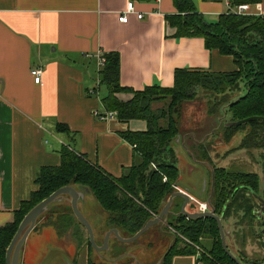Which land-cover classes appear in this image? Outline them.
Masks as SVG:
<instances>
[{"label": "crops", "instance_id": "1", "mask_svg": "<svg viewBox=\"0 0 264 264\" xmlns=\"http://www.w3.org/2000/svg\"><path fill=\"white\" fill-rule=\"evenodd\" d=\"M130 1L143 17L130 14L127 22H121L119 16ZM193 1L208 21H216L220 14L231 11V5L242 3L239 0ZM258 3L264 13V0ZM178 13L174 0H0V227L14 219L15 211L38 188L35 180L39 169L61 163L60 151L65 145L85 154L91 162L116 177L137 160L135 146L121 132L144 131L146 120L121 121L117 115L110 119L99 117L108 112L102 101L105 90L99 78L104 53H119L121 84L136 90L151 85L173 86L178 68L216 73L238 69L232 55L208 49L202 37H176V28L169 24L167 16ZM35 66L43 69L40 82L31 73ZM242 90L243 94L247 91L245 81L241 83ZM117 96L128 100L132 94L118 93ZM58 124L69 126L74 138L59 131ZM215 128L216 124L212 129ZM214 132L208 131L206 139L199 140V144H204ZM251 155V150L237 149L220 157L221 164L217 166L257 173L258 195L264 198V184L258 170L264 176V161L262 165L253 163L249 161ZM202 188L203 183L197 186L196 192ZM208 189L209 184L206 197ZM195 205L191 199L187 209L194 212ZM84 206L87 207V202ZM45 219L46 216L39 219L29 233L20 264L26 258L25 247L31 234ZM222 221L224 225L223 218ZM161 231L162 223L154 225L141 249L133 253L140 263H161L159 258L173 241L172 232L163 236ZM103 232L98 236L102 241ZM153 239L157 244L153 248L149 246V252L140 260L138 254L145 250L144 244ZM200 252L175 255L173 263L204 264L200 261ZM90 256L89 247L84 245L78 247L70 261L89 264ZM105 260L112 262L109 258Z\"/></svg>", "mask_w": 264, "mask_h": 264}, {"label": "trees", "instance_id": "2", "mask_svg": "<svg viewBox=\"0 0 264 264\" xmlns=\"http://www.w3.org/2000/svg\"><path fill=\"white\" fill-rule=\"evenodd\" d=\"M174 2L179 13L167 18L169 24L176 28L175 36L202 37L208 49H218L222 54L232 55L238 69L216 73L178 68L173 86L151 85L136 90L121 84L119 53H104L105 62L99 78L100 85L105 90L102 97L105 108L115 112L121 121L143 119L147 122V129L144 131L121 132V136L135 146L137 160L121 176L116 177L91 162L77 149L63 146L60 151L61 163L39 169L35 180L38 188L15 211L14 219L0 227V264H6L7 248L24 216L44 198L66 185L88 187L101 207L109 213L110 227L117 228L124 237L133 236L149 219L157 216L169 196L178 189L180 168L173 143L180 135L183 105L196 97L197 87L217 93L230 88V93H225L223 100L217 103L211 101L208 109V113L212 114L222 104L228 108L231 116L223 128L226 140L232 139L240 129L247 130L241 143L225 151L220 157L241 148L264 149V16L226 12L220 14L216 21H208L193 0ZM239 2L256 3L259 0ZM242 81H245L247 91L235 97L233 93L241 90ZM118 93L132 94V97L122 100L117 96ZM167 99L169 102L164 107L154 108L156 102ZM245 119L248 120L239 125L232 124ZM57 129L73 135L65 124H58ZM200 146L206 145L201 143ZM152 164H155L154 168ZM212 168L215 182L211 202L216 213L224 220L242 210L240 224L247 223L246 228L251 231L252 237L259 239L264 245V216L259 218L255 212V209L261 207L254 196V193L259 194V175L255 172L231 171L216 165H212ZM212 178L211 170L208 196ZM182 201L181 197L174 198L167 223L161 231L163 236L172 232L173 244L160 264H174L175 255L197 254L195 246L202 249L200 261L204 264H238L223 248L217 221L211 217H186L181 212ZM60 205L65 207L55 210L57 205L54 204L43 213L39 219L44 216L46 219L41 224L53 225L61 234L72 230L78 247H89V264H103L92 258L94 248L89 238L85 237L82 224L74 215L71 205L64 202ZM256 226L261 227L260 232L254 230ZM153 245H156L154 241L149 243V246L154 247ZM228 247L233 252L229 244ZM233 253L245 264H261L258 259L248 262L242 251Z\"/></svg>", "mask_w": 264, "mask_h": 264}, {"label": "rangeland", "instance_id": "3", "mask_svg": "<svg viewBox=\"0 0 264 264\" xmlns=\"http://www.w3.org/2000/svg\"><path fill=\"white\" fill-rule=\"evenodd\" d=\"M241 83H243V81ZM195 90L196 97L193 98L192 101L186 102L183 105L180 116V136L185 153H183L178 147L176 148L178 149L177 158L178 166L180 168L178 186L197 195V186L202 185L204 177L208 179L209 183L212 165L217 166L218 164H221L219 161L220 156L230 148L237 147L241 143L247 130L240 129L232 139L226 140L223 128L226 126L231 116L228 108L222 104L217 108L215 113H208L209 103L211 101L217 103L220 100H223L222 97L225 96L224 94L230 93V88L226 89L225 92L222 91L223 93L209 91L203 87H197ZM243 92L244 91L242 90L235 94L231 92V94L233 93L236 97L241 96ZM168 102L169 99L160 100L154 104V108L164 107ZM214 124H216L217 128H215V130L212 129L214 128ZM220 126H222V128H220ZM208 131L215 132L209 137V140L204 143L206 146H200L199 140H202L203 138L205 140L207 137L205 134H207ZM194 134H196L197 137H195ZM185 140L186 143H184ZM173 146H175V143H173ZM251 151H253V156L251 155L249 161L253 163L257 162V164L260 163L262 165V162L264 161V149H253ZM153 165L154 164H152V167L154 168ZM243 169L249 171L252 170L247 168ZM258 170L262 176V184H264V176L261 173L262 170L260 168H258ZM201 199L207 200L206 197ZM86 202V208L83 202L80 203L79 207L90 221L95 232L96 241L101 242L102 238H98L99 233H102L103 231L108 232L109 229L113 228L110 227V215L101 207L99 202L90 192H87L86 194ZM64 207V205H59L54 209H62ZM208 209H210L209 205ZM194 210L200 211V205H195ZM241 215H243V211L239 210L237 213H233L230 217L224 219V228L228 244L232 250L234 249L237 252L242 251L248 262L258 259L261 264H264V245L259 239H254L252 237L251 231L246 228L247 223L240 224L239 219ZM38 225V228L31 234L27 242V246L25 247L27 254L22 264H68V260L74 259L78 247L77 240L74 239L72 232L60 235L54 226L43 225L40 223ZM42 227L43 229L41 230ZM153 227L154 226L151 228ZM151 228L143 233L137 240L132 242H123L116 236L112 237L110 242L111 250H107L106 252L103 251L104 256L101 254L98 256L96 254L97 251L94 249L96 252L93 253L95 261L103 264H135L134 261H136V264H140V261L134 257L133 253L141 249L144 241L147 240L151 233ZM81 229H84L82 225ZM254 230L260 232L261 227L256 226ZM172 231L174 232L175 230L172 229ZM244 232L246 233L245 239L243 237ZM154 242L157 244L156 240H154ZM247 245L248 247H246ZM195 247L198 251H202L200 247ZM144 248L145 250H141V254H138L140 260H143L145 255L149 252V242L144 244ZM129 255H132L134 260ZM101 256L105 259H112V262H106Z\"/></svg>", "mask_w": 264, "mask_h": 264}, {"label": "water", "instance_id": "4", "mask_svg": "<svg viewBox=\"0 0 264 264\" xmlns=\"http://www.w3.org/2000/svg\"><path fill=\"white\" fill-rule=\"evenodd\" d=\"M248 119L245 120H240L232 123L233 125H239L243 122H246ZM175 146L174 149L176 151V154L178 152V147L183 153H185L182 143H181V136L178 135L177 138L174 141ZM212 174V183H211V192L208 197H206V189L208 186V179L204 177L203 179V188L202 190L198 193L197 195L193 196L190 193H188L187 189H177V191L173 192L168 200L166 201L164 207L160 211V213L155 216L154 218H151L147 221V223L138 231L136 232L133 236L130 237H124L121 235L120 231L117 228L110 229L106 235L104 236L103 243L99 245L96 241V236L94 229L88 220V218L84 215V213L81 211L79 205L81 202L86 203V194L87 192L91 191L89 190L88 187L82 186V185H66L63 186L53 193H51L48 197L44 198L42 201H40L38 204H36L30 211L24 216L23 220L21 221L18 230L16 231L10 245L7 248L6 251V264H20V256H21V251L23 248V245L29 235V233L34 229L36 226L38 219L43 213H45L48 209H50L55 203H62L63 201H68L72 207L73 213L76 216V218L80 221V223L85 227L88 237L90 240L91 245L93 248L101 253L102 251H107L110 250V238L112 235L116 236L118 239H120L123 242H132L137 240L143 233L148 231L152 226L157 225L162 223V227L167 223L168 219V214L170 212L173 200L175 197H183L184 202L182 204V209L181 212L186 215L188 218H206V217H211L214 218L217 221L218 228L220 231L221 235V240H222V245L225 250V252L233 259L235 260L238 264H245L243 263L236 255L233 253L227 244V238H226V233L222 221V216L217 214L215 211V208L212 205L211 198L214 193V172L213 168ZM254 196L256 199L259 200L261 203V207L259 209H256L255 212L258 214V217L264 216V198L260 197L257 193H254ZM191 197L196 198L197 200L200 201L201 198H207L206 200H202V202H207L210 206L209 210L206 211H194L191 212L187 209L188 204L191 202ZM172 244H170L169 249L167 252L163 255V257L160 259L159 263L165 258L167 253L172 247ZM68 264H73L70 260H68Z\"/></svg>", "mask_w": 264, "mask_h": 264}, {"label": "built area", "instance_id": "5", "mask_svg": "<svg viewBox=\"0 0 264 264\" xmlns=\"http://www.w3.org/2000/svg\"><path fill=\"white\" fill-rule=\"evenodd\" d=\"M227 3L230 4L229 1H227ZM230 9H231V11H229V12H232V13L238 14V15L264 16V13L262 11L261 5L258 2L254 3L253 6L251 4H249V3H247V2H242V3H238L236 5H233V6L231 5ZM130 14H137V16L139 18L143 17V13L138 12L136 10L133 1H130L127 4L126 9H124L121 12V14L119 16V21L127 22L128 19H129V15ZM104 62H105V57H101V61H100L101 65H104ZM31 73L34 76L35 81L36 82H40L42 74H43V69L40 66H35V67L32 68ZM116 115L117 114L115 112L108 111V112H106L103 115H99V117L102 118V119H110V118H113ZM153 166L155 167V164ZM164 180H166V177L164 178ZM191 198H192V200H195V201L198 202V205H200V210L201 211L209 210L208 209V205L209 204L207 202L199 201V200H197L194 197H191Z\"/></svg>", "mask_w": 264, "mask_h": 264}, {"label": "flooded vegetation", "instance_id": "6", "mask_svg": "<svg viewBox=\"0 0 264 264\" xmlns=\"http://www.w3.org/2000/svg\"><path fill=\"white\" fill-rule=\"evenodd\" d=\"M194 201H195V200H194ZM195 202L198 204L197 201H195ZM113 228H114V227H113ZM113 228H111V229H113ZM109 230H110V229H109ZM109 230H108V231H109ZM105 232H106V231H105ZM102 233H104V232H102ZM102 233H101V234H102ZM106 233H107V232H106ZM105 235H106V234H104V236H105ZM113 236H114V235H113ZM103 240H104V238H103ZM89 241H90V240H89ZM97 243H98V242H97ZM102 243H103V241H102ZM102 243H101V244H102ZM109 243H110V242H109ZM90 244H91V243H90ZM98 244H99V243H98ZM101 244H99V245H101ZM92 247H93V246H92ZM110 250H111V249H110ZM105 252H106V251H105ZM97 253H98V254H101V255L104 256V252H103V251H102L101 253H99V252H97Z\"/></svg>", "mask_w": 264, "mask_h": 264}]
</instances>
